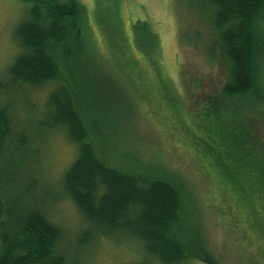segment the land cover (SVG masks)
Masks as SVG:
<instances>
[{
    "label": "trees",
    "instance_id": "trees-1",
    "mask_svg": "<svg viewBox=\"0 0 264 264\" xmlns=\"http://www.w3.org/2000/svg\"><path fill=\"white\" fill-rule=\"evenodd\" d=\"M19 1L27 6L14 32L21 51L0 80V264L78 263L60 249L61 228L30 200L36 180L21 181L24 168L31 169L28 150L35 139L28 124L18 123L10 99L22 88L47 86L53 89L37 130L62 129L76 149L61 188L89 225L81 243L123 233L140 241L159 264H220L197 232L194 199L183 181L165 168L114 160L107 153L108 145L91 126L93 91L76 80L79 57L91 66L104 62L116 68L129 97L139 85L153 96L165 88L188 133L184 146L191 162L210 184L218 206L236 213L232 217L262 239L264 256V146L252 128L253 118L264 117L258 108L264 102V0H196L210 29L207 52L218 53L225 81L187 114L181 113L183 98L166 80L159 86L154 77L159 45L147 21L132 23L133 49L122 54L124 60L114 55L110 61L89 43L87 11L80 0ZM114 21L115 37L121 40ZM128 70L137 71L139 82Z\"/></svg>",
    "mask_w": 264,
    "mask_h": 264
},
{
    "label": "rangeland",
    "instance_id": "rangeland-1",
    "mask_svg": "<svg viewBox=\"0 0 264 264\" xmlns=\"http://www.w3.org/2000/svg\"><path fill=\"white\" fill-rule=\"evenodd\" d=\"M80 2L87 11L89 43L106 60L113 59L114 55L124 60L122 54L131 52L133 22L144 20L150 24L159 45L154 77L159 86L166 80L170 90L183 98L182 114L187 110L194 112L192 108L199 101L206 100L224 83L225 71L218 53L214 57L207 52L212 42L210 29L196 0ZM26 7L19 0H0V80L7 76L9 66L21 51L14 32L26 17ZM114 19L118 22L116 28L122 31L121 40L115 37ZM84 60L79 57L75 63L76 80L93 91L91 96L96 107L95 111L90 108L93 112L91 126L101 135L100 142L108 145L107 153L111 158L146 163L162 171L166 169L175 175L174 180L183 181L194 199L197 232L206 250L220 264H264V256L259 252L262 239L251 230H245L240 220L232 217L236 213L218 206L210 184L191 162L184 146L188 133L179 121L177 110L172 108L165 88L161 87L163 91L159 89L153 96L139 85L138 90H130L129 97L128 88L114 74L116 68L107 67L104 62L95 67ZM138 63L141 65L139 60ZM131 71H127L131 79L139 82L137 71L135 74ZM261 79L264 83V66ZM52 89L51 86L22 88V92H15L10 100L18 123L20 126L28 124L30 136L35 139L28 150L31 169L24 168L20 173L21 181L36 180L30 200L43 208L49 220L61 228L60 249L65 254L61 252L68 261L78 262L72 264H159L147 254L140 241L123 233L106 238L96 236L88 245L81 243L82 233L89 225L61 188L62 177L75 159L76 149L62 129L37 130ZM173 103L176 105L175 101ZM258 108L264 111V102ZM262 115L259 113V117L253 118L252 128L264 146Z\"/></svg>",
    "mask_w": 264,
    "mask_h": 264
}]
</instances>
